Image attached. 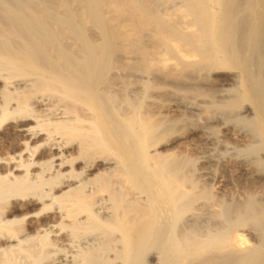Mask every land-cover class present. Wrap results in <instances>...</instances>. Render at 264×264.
<instances>
[{
    "label": "bare ground",
    "instance_id": "1",
    "mask_svg": "<svg viewBox=\"0 0 264 264\" xmlns=\"http://www.w3.org/2000/svg\"><path fill=\"white\" fill-rule=\"evenodd\" d=\"M0 264H264V0H0Z\"/></svg>",
    "mask_w": 264,
    "mask_h": 264
},
{
    "label": "rangeland",
    "instance_id": "2",
    "mask_svg": "<svg viewBox=\"0 0 264 264\" xmlns=\"http://www.w3.org/2000/svg\"><path fill=\"white\" fill-rule=\"evenodd\" d=\"M227 134H228L229 137H233V138H234V136L232 135V133H227ZM190 137H191V138H190ZM190 137L187 138V139H185V138H184V139H183V138L181 139V138H180L179 141H181V143H184V141H186V142L189 141V142L191 143V141H193L192 139H194V138L196 139L195 135H193V136L191 135ZM188 139H189V140H188ZM190 139H191V140H190ZM195 139H194V140H195ZM200 139H201L203 142H205V138H198V142L201 141ZM203 139H204V140H203ZM202 141H201V143H202ZM206 142H207V140H206ZM206 142H205V143H206ZM180 145H182V144H180ZM245 176H246V175L242 173V175H241L240 177H241V178H244ZM229 184H230V181H229V183H228L227 186H231V185H229Z\"/></svg>",
    "mask_w": 264,
    "mask_h": 264
}]
</instances>
